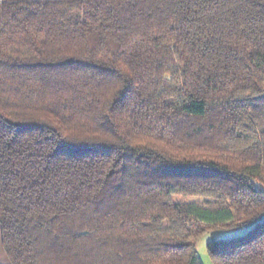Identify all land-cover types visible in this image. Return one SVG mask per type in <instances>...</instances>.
<instances>
[{"label":"trees","instance_id":"obj_1","mask_svg":"<svg viewBox=\"0 0 264 264\" xmlns=\"http://www.w3.org/2000/svg\"><path fill=\"white\" fill-rule=\"evenodd\" d=\"M0 224L11 264H264V0H0Z\"/></svg>","mask_w":264,"mask_h":264},{"label":"rangeland","instance_id":"obj_2","mask_svg":"<svg viewBox=\"0 0 264 264\" xmlns=\"http://www.w3.org/2000/svg\"><path fill=\"white\" fill-rule=\"evenodd\" d=\"M182 197H178L180 199ZM185 199L190 200H200L201 198H188ZM203 200V198L201 199ZM250 230V227L240 228L237 230H209L208 232L204 233L198 240V251L200 254L201 259L203 260L204 264H212L209 251H208V244L212 240H226L236 236H242L246 234Z\"/></svg>","mask_w":264,"mask_h":264},{"label":"crops","instance_id":"obj_3","mask_svg":"<svg viewBox=\"0 0 264 264\" xmlns=\"http://www.w3.org/2000/svg\"><path fill=\"white\" fill-rule=\"evenodd\" d=\"M0 264H11V261L5 251L3 240H2V232H1V224H0Z\"/></svg>","mask_w":264,"mask_h":264}]
</instances>
